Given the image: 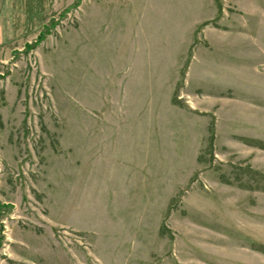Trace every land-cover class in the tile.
I'll use <instances>...</instances> for the list:
<instances>
[{
	"label": "rangeland",
	"instance_id": "1",
	"mask_svg": "<svg viewBox=\"0 0 264 264\" xmlns=\"http://www.w3.org/2000/svg\"><path fill=\"white\" fill-rule=\"evenodd\" d=\"M0 264H264V0H0Z\"/></svg>",
	"mask_w": 264,
	"mask_h": 264
},
{
	"label": "trees",
	"instance_id": "2",
	"mask_svg": "<svg viewBox=\"0 0 264 264\" xmlns=\"http://www.w3.org/2000/svg\"><path fill=\"white\" fill-rule=\"evenodd\" d=\"M42 37H43V36H40V35L37 37V39H38V40H37V43H39V42L42 40Z\"/></svg>",
	"mask_w": 264,
	"mask_h": 264
}]
</instances>
